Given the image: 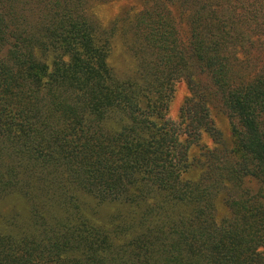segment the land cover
I'll use <instances>...</instances> for the list:
<instances>
[{
	"label": "trees",
	"instance_id": "obj_1",
	"mask_svg": "<svg viewBox=\"0 0 264 264\" xmlns=\"http://www.w3.org/2000/svg\"><path fill=\"white\" fill-rule=\"evenodd\" d=\"M112 1L0 0V264H264V0Z\"/></svg>",
	"mask_w": 264,
	"mask_h": 264
},
{
	"label": "rangeland",
	"instance_id": "obj_2",
	"mask_svg": "<svg viewBox=\"0 0 264 264\" xmlns=\"http://www.w3.org/2000/svg\"><path fill=\"white\" fill-rule=\"evenodd\" d=\"M141 2L139 0H113L107 5H99L93 7L89 12L93 16L94 23L97 25H110L120 16L123 15V11L129 7H134L135 12L141 8ZM109 28V29H110ZM109 63L108 66L111 68L114 76L119 81H126L133 79L134 71L137 68V62L134 55L125 48L119 41L117 42L114 38H109ZM132 77V78H129ZM189 89L184 81H180L175 84L173 91L167 99V110L165 116L173 123L181 121V113L186 98L189 96ZM216 116V117H215ZM213 118L216 122V126L223 132L226 138L230 137V125L229 121L225 117H217L213 114ZM201 146L208 148H214L212 139L204 134L201 139ZM224 207H222V210Z\"/></svg>",
	"mask_w": 264,
	"mask_h": 264
}]
</instances>
